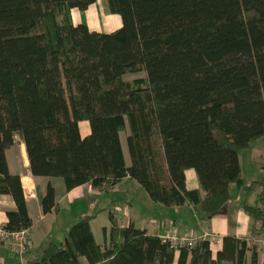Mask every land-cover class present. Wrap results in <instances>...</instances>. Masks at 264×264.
I'll list each match as a JSON object with an SVG mask.
<instances>
[{
  "label": "trees",
  "instance_id": "obj_1",
  "mask_svg": "<svg viewBox=\"0 0 264 264\" xmlns=\"http://www.w3.org/2000/svg\"><path fill=\"white\" fill-rule=\"evenodd\" d=\"M95 1L0 0V195L15 204L6 232L32 227L7 167L16 136L32 177L98 193L129 178L152 202L197 205L206 220L223 212L229 185L242 186L238 152L264 137V0H106L121 26L104 34L69 19ZM186 170L198 190L186 189ZM55 208L48 184L41 212ZM243 210L251 238L222 237L214 257L204 238L175 250L109 213L107 243L95 242L86 214L24 264H259L252 240L264 235V208Z\"/></svg>",
  "mask_w": 264,
  "mask_h": 264
},
{
  "label": "crops",
  "instance_id": "obj_2",
  "mask_svg": "<svg viewBox=\"0 0 264 264\" xmlns=\"http://www.w3.org/2000/svg\"><path fill=\"white\" fill-rule=\"evenodd\" d=\"M69 19L73 25H85L90 31L96 33H110L121 26V19L118 15L111 14L107 7L106 0H96L85 11L81 12L76 9L69 11ZM80 133L86 136L89 133V126L83 122L79 124ZM122 150L123 142L121 140ZM7 167L10 174L17 175L20 178L23 196L27 206V213L32 222V227L28 231V236L32 242V249L18 257L9 247V245L0 240V264H24L25 261L32 258L40 257L43 250L49 244H60L70 226L76 220L86 214L94 215L90 222V228L93 238L96 242V232L101 233L102 245L108 242L109 239V219L98 223L97 219L105 215L104 210L93 209V203L103 193H98L91 189L89 185H82L70 191H66L63 181L54 180L57 178H40L32 177L29 170V163L26 156L25 147L19 137H15L14 145L6 152ZM124 155V153H123ZM264 155H260L259 157ZM239 159V158H238ZM125 165L129 162L125 160ZM263 169V168H262ZM264 172V169L262 170ZM242 176V173H241ZM51 185L54 190L56 208L51 213L43 215L41 212V200L47 185ZM133 181L129 178L123 179L113 190L121 193L122 199L125 201L127 210L126 216L114 215L120 228L126 227L132 223L136 228L145 230L148 235L162 237L172 232L177 234L188 233L194 239H200L205 232L215 235L219 238V244L210 246L213 257L221 247V239L224 236H233L237 239H249L252 236L254 221L243 210L246 203L243 201V187L245 185L242 176V186L237 187L234 184L229 185L228 195L229 201L226 204L223 212L206 220L199 206L185 205L182 207L171 208L170 226L164 222H157L151 217L137 216L133 204H137L136 197L128 190L134 187ZM185 186L188 190H198L199 184L193 170L185 171ZM139 202L144 204L143 209L151 208L157 211V214L166 213V210L157 206L148 196L139 194ZM235 196V200L231 201V197ZM138 199V197H137ZM246 199V197H245ZM159 205V204H158ZM250 205V204H248ZM141 209V207L138 205ZM15 204L8 196L0 195V230L6 222V213L13 211ZM134 209V212H133ZM93 210V211H92ZM110 213V212H109ZM108 213V215H109ZM145 215H147L145 213ZM206 226H205V223ZM103 229L105 232L103 233ZM258 263L264 262V253L258 249ZM80 264H87L84 258L80 259Z\"/></svg>",
  "mask_w": 264,
  "mask_h": 264
},
{
  "label": "rangeland",
  "instance_id": "obj_3",
  "mask_svg": "<svg viewBox=\"0 0 264 264\" xmlns=\"http://www.w3.org/2000/svg\"><path fill=\"white\" fill-rule=\"evenodd\" d=\"M144 74L140 73L136 76H128V79H134V78H140L143 77ZM19 103H22V98H18ZM121 140L123 142V153L125 160L129 162V157L125 145V139H124V133L121 135ZM264 155V137L252 142L247 148L242 149L238 152V158H239V165L241 169V173L245 182V185L243 187V201L250 205L258 204L260 207L264 208V183H261V181H264V172L262 171V167H264V156L259 157L260 155ZM54 180H59L61 182V179L57 178ZM133 181V180H132ZM132 188L128 187V190L131 191V193L136 197V201L138 202V205L141 207V209L138 207L137 204H133V208H135V212L137 216H147L151 217L152 220H155L159 223L164 222L166 224H169L171 221V208L165 207L163 205H158L163 210H166V213L160 214V212L157 214V211L151 210V208L143 209L144 204H142V201L140 199L139 194H143L144 196H147L145 191L136 183L133 181ZM123 188H121L117 192L110 191L108 193H103L102 197L100 199L97 198V200L93 203V209L98 210H104L105 215L98 217L97 222L101 223L104 222L108 213L110 212L113 215H122L126 216L125 211L127 210V205L125 201L122 199V193ZM138 197V199H137ZM235 196L231 197V201L235 200ZM246 197V199H245ZM262 199V200H261ZM93 211V210H92ZM134 212V209H133ZM145 213L147 215H145ZM170 226V224H169ZM206 226V225H205ZM171 227V226H170ZM101 233L97 234L96 232V242L102 243L101 240Z\"/></svg>",
  "mask_w": 264,
  "mask_h": 264
},
{
  "label": "built area",
  "instance_id": "obj_4",
  "mask_svg": "<svg viewBox=\"0 0 264 264\" xmlns=\"http://www.w3.org/2000/svg\"><path fill=\"white\" fill-rule=\"evenodd\" d=\"M205 225L207 222H204ZM204 239L208 240L210 246H216L219 244V238L215 235L205 232L203 234ZM164 242H167L173 249L177 250L181 246L191 248L197 239H194L188 233L177 234L176 232L169 233L161 237ZM0 240L9 245L12 251L19 258L23 256L27 251L32 249V242L28 236V231H19L9 233L4 230H0ZM257 248L264 253V235H260L252 240Z\"/></svg>",
  "mask_w": 264,
  "mask_h": 264
}]
</instances>
